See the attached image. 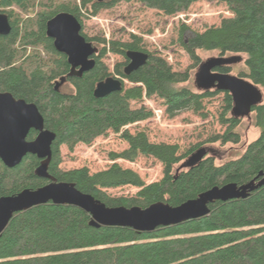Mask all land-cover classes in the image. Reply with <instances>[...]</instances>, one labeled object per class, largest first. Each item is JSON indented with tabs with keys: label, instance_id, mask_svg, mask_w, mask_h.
<instances>
[{
	"label": "trees",
	"instance_id": "16d2710c",
	"mask_svg": "<svg viewBox=\"0 0 264 264\" xmlns=\"http://www.w3.org/2000/svg\"><path fill=\"white\" fill-rule=\"evenodd\" d=\"M120 1H137L165 15H174L199 0H0V12L14 20L10 32L0 35V91L36 104L44 127L56 134L48 172L59 181L75 183L80 191L106 206L145 208L158 201L176 206L213 186L230 182L240 185L264 171V101L251 111L258 135L239 156L216 164L213 157L205 155L194 166L180 169L182 160L203 144H238L240 134L239 118L231 114L233 102L228 92L193 91L178 86L189 80L191 70L198 69L199 52L217 51L219 55H245L243 69L237 75L264 89V0H217L233 15L223 18L218 26L187 39L181 37L182 48L191 60L184 70H174L164 57L144 49L141 37L135 34L122 41L88 37L82 32L83 17ZM11 6L20 11L15 17L14 9L8 10ZM63 11L73 14L81 24V34L99 47L93 55L95 66L81 77L68 76L66 56L54 49L52 39L45 34L47 20ZM23 14L33 16L24 23L22 43L40 45L47 53L46 60L34 54L15 64L14 44ZM184 29L182 25L181 35ZM129 50L146 52L148 59L126 75L125 54ZM108 52L124 59L114 66L123 89L97 98L93 95L96 83L112 76L101 61ZM217 70L230 73L231 67ZM60 81L71 83L73 90L63 92ZM219 93L224 103L219 120L225 129L183 154L176 144L150 142L144 130L131 133L126 128L153 116L145 106L131 107V101L157 97L163 102L164 112L174 117L185 110L200 112L203 100ZM108 131L120 133L128 144L123 151L110 153L111 160L134 161L138 155L151 156L162 164V177L147 184L135 171L117 162L94 173L87 167H59L61 145L69 150L79 143L90 145ZM34 135L35 131L30 130L27 139ZM38 164V158L30 154L13 168L0 160V196L44 185L47 180L34 174ZM126 185L138 190L131 196L108 192ZM209 209L202 218L137 232L120 226L92 227L90 215L72 205H37L13 214L0 235V264H264V185L244 199L216 201Z\"/></svg>",
	"mask_w": 264,
	"mask_h": 264
},
{
	"label": "water",
	"instance_id": "95a60500",
	"mask_svg": "<svg viewBox=\"0 0 264 264\" xmlns=\"http://www.w3.org/2000/svg\"><path fill=\"white\" fill-rule=\"evenodd\" d=\"M103 1V0H99ZM11 26L5 13L0 12V35L10 32ZM45 34L52 39L54 49L66 56L69 64L68 76L81 77L95 66L93 55L98 48L81 34V24L69 12H59L46 22ZM128 63L124 68L126 75L144 65L148 54L143 51L126 52ZM242 61L240 55H219L201 61L194 74V84L198 90H220L231 95L233 107L231 114L236 117L249 116L252 108L263 102L261 89L248 79L217 69ZM123 89L122 80L108 76L96 83L94 97H104ZM30 130L37 131L32 140H27ZM56 134L44 127V119L36 104L22 98H15L8 91H0V160L6 167L13 168L30 154L40 159L34 174L48 182L35 189L25 188L13 195L0 196V235L8 225L13 214L31 207L53 203L72 205L90 215L89 225L129 227L137 232H150L159 226H169L191 219L206 216L209 205L216 201L244 199L257 188L264 185V171L254 178L238 185L230 182L213 186L200 192L195 198L179 205L171 206L165 202H154L145 208L139 206H106L89 193L80 191L75 183L59 181L48 172L52 156L51 145ZM206 151L200 147L192 152L180 165L189 168L198 163Z\"/></svg>",
	"mask_w": 264,
	"mask_h": 264
},
{
	"label": "rangeland",
	"instance_id": "374dc122",
	"mask_svg": "<svg viewBox=\"0 0 264 264\" xmlns=\"http://www.w3.org/2000/svg\"><path fill=\"white\" fill-rule=\"evenodd\" d=\"M9 9H14V17L17 11L20 12L14 6L9 7ZM232 15L227 6L217 0L196 1L187 10L174 15H165L161 11L148 8L137 1H120L112 7L100 9L93 16L83 17L82 32L88 37L98 36L108 40L122 41L129 40L130 34H135L141 37V45L144 49L164 57L174 70H184L190 65L191 60L182 48L181 37L187 39L192 34L200 33L206 28L218 26L223 18ZM22 16L23 18L18 23L20 32L14 44L17 50L15 64L24 62L27 57L34 54L46 60L47 53L40 45L22 43L21 36L24 23L33 15L23 14ZM182 25L186 29L181 35ZM230 55L235 54L224 56ZM236 55L242 56V61L231 67L230 73L235 75L243 69V59L245 58L243 54ZM199 56L201 61H204L210 57L219 56V54L217 51H201ZM101 61L106 65L108 72L112 76H116L114 66L124 59L120 55L108 52ZM196 71L197 69L191 70L189 80L178 86H186L193 91H198L194 84ZM59 85L63 92L73 90L69 82L60 81ZM125 85L130 86L131 83L125 82ZM261 91L264 101V89ZM223 104V94L219 93L213 97L205 98L203 109L198 113L185 110L174 117H169L164 112L162 100L157 97L144 98L139 102L131 101V107L145 106L152 110L153 116L147 120L128 125L126 128L131 133L144 130L150 142L176 144L179 147V152L183 154L207 137L223 132L225 126L219 120ZM237 130L240 134L238 144L205 143L202 147L206 151V156L213 157L216 164L239 156L259 132L254 125L252 113L249 116L239 117ZM127 147L128 144L120 137V133L108 131L106 135L95 138L90 145L79 143L73 150L61 145L59 148L61 157L59 167L63 170L87 167L90 173H94L107 168L113 162H117L121 167L135 171L147 184L162 177V164L151 156L138 155L134 161L122 158L114 161L110 159V153H119ZM137 190L138 188L134 186L126 185L109 189L108 192L115 196H131Z\"/></svg>",
	"mask_w": 264,
	"mask_h": 264
},
{
	"label": "flooded vegetation",
	"instance_id": "af4514ba",
	"mask_svg": "<svg viewBox=\"0 0 264 264\" xmlns=\"http://www.w3.org/2000/svg\"><path fill=\"white\" fill-rule=\"evenodd\" d=\"M7 18H8V20H9V24H10V26H11V24L14 22V20H13V18L12 17H8L7 16ZM64 55V54H63ZM67 60V59H66ZM235 64H237V63H235ZM235 64H232V65H229V67H232L233 65H235ZM69 65V64H68ZM69 69H70V67H69ZM72 77V76H71ZM117 77V76H116ZM59 84V83H58ZM16 98V97H15ZM35 131V130H34ZM37 135V131H35V135H34V137ZM27 137H28V135H27ZM34 137L32 138V139H34ZM32 139H27V140H32ZM53 143V142H52ZM52 146V145H51ZM38 162H40V159L38 158ZM48 182V180L46 181V183ZM45 183V184H46Z\"/></svg>",
	"mask_w": 264,
	"mask_h": 264
}]
</instances>
